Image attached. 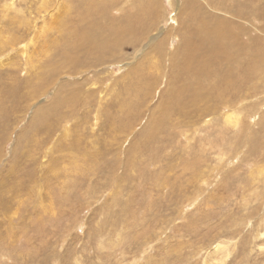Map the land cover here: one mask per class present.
<instances>
[{"label": "rangeland", "instance_id": "374dc122", "mask_svg": "<svg viewBox=\"0 0 264 264\" xmlns=\"http://www.w3.org/2000/svg\"><path fill=\"white\" fill-rule=\"evenodd\" d=\"M74 2L69 21L97 28L77 18L89 0ZM120 2L103 26L120 20L135 43L116 45L104 66L81 52L93 65L79 89L60 32L31 41L43 25L36 0H0V264H201L219 242L215 264H264V0H145L140 14L144 3ZM15 5L29 20L9 30ZM193 10L224 17L248 56L230 71L239 86L211 87L212 109L198 100L200 111L178 113L191 99L174 96L184 79L168 88L169 58L156 51L164 34L150 41L141 27L172 31L170 19L182 27ZM56 92L64 105L48 113Z\"/></svg>", "mask_w": 264, "mask_h": 264}, {"label": "bare ground", "instance_id": "6f19581e", "mask_svg": "<svg viewBox=\"0 0 264 264\" xmlns=\"http://www.w3.org/2000/svg\"><path fill=\"white\" fill-rule=\"evenodd\" d=\"M74 1H77V0H57L56 2H55V0H36L37 4L39 5L37 7H39V8L37 9L38 12L35 15V19H36V17H41L43 20V25L41 26L40 29L37 27L39 29L38 31H36L37 35L36 36L34 35L33 40L31 39V41L35 42L36 39H38L39 36H41L40 33L45 32L44 28H47L49 30V29H52V27H53V29H56V31L60 32V35L56 36L57 37L55 39V40H57L56 44H57V42H59V40H60L59 38H62L64 43L66 44V47H64L65 48L64 50H66L67 52H70L71 54L72 53L76 54L75 52H77V55H73V54L71 56H68L69 54L67 55L68 56L67 57L68 64L70 63V66L68 65L69 66L68 72H70L72 74H76L77 77L79 76L78 80L76 82H74L75 87L78 85L79 86L82 85V87H84V86L88 85L89 81L91 80L92 76H90L89 72H87V69L92 67L93 64H90V63L87 64V62H84L82 64L79 60V55H82L80 53L86 52L92 56L95 54V57H93V59H94V64H96L97 66H99L100 64H102V66H104L106 64L109 65V63H110L109 57L116 55L115 49L117 48V46L122 45V44H132L134 42V40L129 35H131V34L133 35L135 33H133L131 31V28L134 29L133 27L127 28L128 26L122 25L120 23V20H118V19L110 20L109 23H110L111 29H107L103 26L104 21L101 19L102 18L106 19L104 15H105V12L107 11V9L109 8L110 3L111 4L113 3L114 6L117 7L119 4H121L120 0H110L109 2L102 0L106 3L101 7V10H100L101 2L98 3V0H89V2H88L89 4L87 5V8L85 9L86 11L79 12L77 14L79 17L77 16V18H80V20L78 19V21L83 22V20L87 17L84 20V22L87 23L86 25H84V27L88 26V25L92 26L91 24L93 23V24H96V26H97V28H95V29H92V27H90V28L88 27V29L76 27V23H74L72 21L73 18L71 19V22L69 21L68 14L71 13L72 6H73V4L76 3ZM126 1H128V0H126ZM144 2H145V0H138V3L141 5ZM77 3H79V2H77ZM184 3H187V0H184ZM210 3L211 2H208L206 4L210 5ZM10 4H9L10 5L9 7H6L7 12H9V9H11V11H12V4L14 7V2H12ZM113 4H112V6H113ZM124 4L126 7V3H124ZM187 4H189V2ZM123 5L120 6L119 9H122L124 7ZM145 6H146V3H144V5L141 9L140 8L138 9V14H140L144 11ZM79 7H80V5H79ZM178 10H180V9H178ZM13 11H15V12L17 11V13H15L16 15H13L11 17V24L10 25H12V26L9 30H14L16 28V26L14 24H18L19 21L23 22L24 20L25 21L29 20V18L27 19V17L24 15L25 12L23 11L22 8L19 9L15 5V9H13ZM189 11H190V9H189ZM100 14H101V18L97 17V15H100ZM106 14L108 16V12ZM4 16L5 17H3V18H6V16H8V14L6 13ZM20 16L22 17V20L20 19ZM93 17H95V18L93 19ZM197 17H198V15L196 13L194 14V10H193L190 13V16L188 18L189 24L184 23V26H182V27L179 26L178 18L173 17L170 20L172 22L171 24H174V25H172L170 27L173 30H175L174 32H172L173 30L169 31L167 29V30H165V32L159 34L160 33L159 28H158L159 23H157L155 26L154 25H148L146 27H141V28H143V33L149 31L150 41H155V40L157 41L158 39H160L159 35L164 34V36L159 40V42L156 46L157 47L156 51L160 55L165 53L164 56L166 57V55H168V58H169L170 68H171V72H172L171 75H172L173 79H170V81L168 80L169 81L168 82L169 83L168 88H170V90L173 89L170 86V84H172L171 83L172 80L176 79V80L180 81L179 79H181V78L184 79L183 82L181 83L180 87L177 88L176 91L173 90L174 96L177 98L178 102L180 99H183V97L186 96L187 94L191 97V99L187 100V101L185 100L187 104L179 103V105L181 106L180 107L181 109L178 111V113L184 112L185 108H192V107H195L197 111H200L202 102L199 104V103H197L198 100L199 101H206L209 104L210 99H211V97H210L211 87L213 89H215V87L217 86L219 88V90H221V88L224 86V84L230 83V84H233L234 86H239L240 81H238L236 79V77L235 78L232 77V72H230V71L232 70V65H235L236 63H239V64L242 63L243 54L248 56L246 49L243 47V44L240 43L239 37H237L236 30H234L232 28L230 29L229 23H228V21H226L224 19V17H213V18L202 17L203 19L201 18L199 20L197 19ZM129 18L132 19L133 17L129 16ZM69 22L72 23V25ZM161 23H162V21H161ZM78 24H77V26H79ZM26 26L33 28L34 25H27L26 24ZM82 26H83V24H82ZM121 26L126 27V30L124 31V29L123 30L120 29V28H122ZM28 27L25 29L30 30V28H28ZM179 28L182 30H180ZM96 29L99 31H97ZM242 31H244V30H242ZM2 32H4V31H1V33ZM151 32H154V34L150 35ZM237 32H239V31H237ZM1 33H0V37H1ZM126 33H127V35H126ZM17 37L19 38V36H17ZM166 39H167V41H166ZM176 39L179 40L180 43L179 42H178L179 44L176 43L177 45L174 44L173 49H171L170 46H172L171 44H173L171 42L176 40ZM11 40H15V39L12 38ZM24 40H26V39H24ZM20 42H21V40H20ZM136 42L139 44L141 41L138 38L136 40ZM6 43H8V42H6ZM59 44L60 43H58V45ZM40 45H41V43H40ZM49 46H51V44ZM56 48H58V47L56 46ZM62 49H63V47H62ZM70 49H72L73 52H71ZM169 49H170V51H168ZM49 50H51V49H49ZM172 50H173V52H171ZM243 51H245V52H243ZM49 53H51V52H49ZM64 53L66 54V52H64ZM176 55H178V56H176ZM252 56H254V58H255L254 52L252 53ZM60 58H62V57L60 56ZM81 59H83V58H81ZM165 61H166V59H165ZM221 63L222 64L224 63V65H226V67H227L226 70L224 69V71H223V68H225V67L220 66ZM249 65L251 66V64L248 62L247 69H250ZM41 67H43L44 69L45 68L47 69L48 65L47 64L44 66L41 65ZM107 68H108V66H106V69ZM244 69H246V68H244ZM70 70H74V72H71ZM101 70H103V68L102 69L100 68L99 71L95 72L96 78H98L99 74L101 75V73H103V71H101ZM64 72H66V71H64ZM68 72H66V73H68ZM39 73H40V71H39ZM40 74H42V73H40ZM84 74H86V75H84ZM38 75H37V77H38ZM53 83H55V80ZM211 83H213V84H211ZM52 85H54V84H52ZM217 87H216V89H217ZM79 89H80V87H79ZM223 89H224V87H223ZM33 91H31V93ZM57 93L58 92H56L54 94L55 100H54V102L51 103V108H49L48 113L52 112L55 109L54 107H57L58 102L60 100H62L60 103L62 105H64V102H63L64 97H62V95L58 96ZM224 93H223V95H224ZM86 100H87V98H86ZM162 104L164 105V103H162ZM173 104H175V101ZM211 105L212 104H209V106L207 105V106H203V107L210 110V108L212 109ZM44 110L46 111L45 107H44ZM44 110L39 111L38 113H35L34 115H32L31 122H30L31 124H29L31 129H33V126H35L37 123L44 121V118L46 116ZM177 110H175V111H177ZM169 112L172 113L171 110ZM168 114H170V113H168ZM185 114H186V112L184 113V115ZM236 114H238V113H236ZM234 119H235V121H237L239 119L237 117V115H235L234 111L227 114L226 120H229V121L232 120L234 123L235 122ZM240 121H241V119H240ZM236 125H237V123H236ZM263 235H264V232H263ZM224 245L222 244V242L215 244L213 246V249H210V252H209L210 257L208 255L206 259L204 258V260H202L203 263H201V264H215V263H213L214 262L213 260L219 258V256H218L219 252L225 251ZM77 262L78 261L76 260V263ZM217 264H219L218 261H217Z\"/></svg>", "mask_w": 264, "mask_h": 264}]
</instances>
